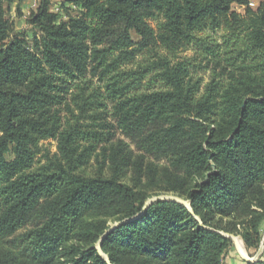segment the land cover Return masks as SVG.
Listing matches in <instances>:
<instances>
[{
  "label": "trees",
  "instance_id": "trees-1",
  "mask_svg": "<svg viewBox=\"0 0 264 264\" xmlns=\"http://www.w3.org/2000/svg\"><path fill=\"white\" fill-rule=\"evenodd\" d=\"M64 1L81 16L58 22L42 0L35 52L7 18L20 0H0V264H109L106 233L162 194L193 213L153 203L103 240L110 264H224L221 231L258 248L264 0ZM220 31L221 43L202 37ZM192 44L212 65L206 84L171 59ZM48 140L58 152L37 167Z\"/></svg>",
  "mask_w": 264,
  "mask_h": 264
},
{
  "label": "rangeland",
  "instance_id": "rangeland-1",
  "mask_svg": "<svg viewBox=\"0 0 264 264\" xmlns=\"http://www.w3.org/2000/svg\"><path fill=\"white\" fill-rule=\"evenodd\" d=\"M42 0H20V2L14 3L12 6L7 8V18L10 21V23L13 24V29L15 33H21L25 35V38L31 48L34 49L35 52L37 50L33 47L34 45V37L37 36L38 38L42 37V33L40 32V29L35 26L34 24L31 23L32 21V15L37 13V10L41 4ZM250 4H254L251 6L253 9H257L259 6L260 2L262 0H249ZM234 11L244 14L245 13V8L244 7H239V6H234L233 7ZM50 11L52 13H55L58 15V22H69L71 18H76L81 16V9L79 7H76L71 4H67L64 0H51V8ZM151 26L154 28H157L158 22L157 21H151L150 22ZM221 31L218 33H204L202 37H207L210 36V40L213 41V43H221ZM133 41L135 44H138L140 39L136 35V33H132ZM162 54H168L166 52H162ZM146 56V57H145ZM145 56H139L137 58V62L134 64H130L128 66L129 69H138L137 63H143L145 64V59H148L150 57L149 54H146ZM172 56V55H171ZM204 53H203V48L200 46V44H192L190 46H187L186 48L181 49V51L178 53L177 57L173 56L171 57L174 62L178 61H187L190 66L191 70V75L195 78H201L203 80V83L206 84L210 81L211 74L213 72L212 70V65H210L207 68V61L204 59ZM154 75V74H153ZM153 75H149L147 80L144 82L147 83L150 78L153 77ZM95 84H98L97 79H93ZM77 114L79 113L78 111L76 112ZM66 115V113H64ZM110 120V119H109ZM86 123H90V120L85 121ZM124 139L130 146L131 148L136 151V145L133 141L130 139H126L124 137H121ZM37 153L36 157V163L37 167H40L46 163L47 160V155L53 156L58 152L57 149V142L54 140H48V141H43L38 145V147L35 149ZM13 153H10L8 155V159H13ZM161 165L167 164V159H164L159 162ZM162 196H169V197H177L172 194H162L159 196H153L151 197L148 201L153 200L156 197H162ZM180 198V197H179ZM159 202V201H156ZM155 203V202H154ZM200 220V219H198ZM226 220H224V223L226 225ZM116 224H114L115 226ZM23 232H20L19 235H22ZM221 234L224 235L225 237L229 238L232 241L231 248L229 252L226 254L224 264H255L257 263L260 259L264 258V224L262 226V242L259 245L258 248H252L248 249L242 239V237L238 234H230L226 232H222ZM236 240H239L242 242L243 247L246 252V258L250 259H255L253 262H248L244 260V256L239 252ZM107 256V255H106ZM108 257V256H107Z\"/></svg>",
  "mask_w": 264,
  "mask_h": 264
},
{
  "label": "water",
  "instance_id": "water-1",
  "mask_svg": "<svg viewBox=\"0 0 264 264\" xmlns=\"http://www.w3.org/2000/svg\"><path fill=\"white\" fill-rule=\"evenodd\" d=\"M156 201H172V202L180 203V204L184 205L185 207H187V208L193 213V210H192V208H191V203H190V201H187V200L182 199V198H179V197L162 196V197H156V198H154L153 200L148 201V202L146 203V205H145L143 211H142L138 216H136V217H134V218H131V219H129V220H126V221H124V222H122V223H118V224H116L114 227H112V228L106 233V235L103 237V239L101 240V242L98 244L97 249H98L100 255H102L103 257H105V258L107 259V261H108L109 264H110V260H109V258H108V257L104 254V252L102 251V242H103V240H104V239H105V238H106V237H107V236H108V235L114 230V228H116V227H118V226H120V225H122V224H128V223H131V222L137 220L139 217L143 216V215L146 213V211L148 210V208H149L154 202H156ZM201 225H202V223H201ZM243 258H244V260H246V261H248V262H253V261H255V259H250V258H246V257H243Z\"/></svg>",
  "mask_w": 264,
  "mask_h": 264
},
{
  "label": "bare ground",
  "instance_id": "bare-ground-1",
  "mask_svg": "<svg viewBox=\"0 0 264 264\" xmlns=\"http://www.w3.org/2000/svg\"><path fill=\"white\" fill-rule=\"evenodd\" d=\"M236 241H237L236 244H237L239 252L245 257L246 256V252H245V249L243 247L242 242L239 241V240H236Z\"/></svg>",
  "mask_w": 264,
  "mask_h": 264
},
{
  "label": "built area",
  "instance_id": "built-area-1",
  "mask_svg": "<svg viewBox=\"0 0 264 264\" xmlns=\"http://www.w3.org/2000/svg\"><path fill=\"white\" fill-rule=\"evenodd\" d=\"M250 5L253 6L254 4L251 3Z\"/></svg>",
  "mask_w": 264,
  "mask_h": 264
}]
</instances>
